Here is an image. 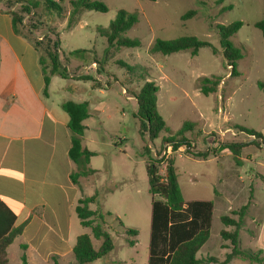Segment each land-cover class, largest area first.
I'll return each instance as SVG.
<instances>
[{
    "label": "rangeland",
    "instance_id": "obj_1",
    "mask_svg": "<svg viewBox=\"0 0 264 264\" xmlns=\"http://www.w3.org/2000/svg\"><path fill=\"white\" fill-rule=\"evenodd\" d=\"M51 1L63 8L61 15L47 0H3L2 4L5 9L16 11H23L27 6L30 13H24V21L32 28L34 37L54 40L49 31H55L60 35L59 54L64 63L65 58L68 59L69 71L75 79L85 66L92 65L93 69L86 72L98 80L95 86L104 89L103 95L100 90L95 92L94 103L97 112L103 110V113L94 115L90 122H98V119L104 122L103 128L93 130L92 134L99 141L106 140L110 147L90 146L98 153L92 158L91 167L99 172L96 186L101 188L100 196L103 197L100 199L102 206H92V209H98L106 216L105 227L114 239L115 249L107 257L90 264H147L152 196L143 155L145 144L140 135L141 123L135 117L138 105L133 97L145 81L129 78L118 62L142 67L146 80L160 87L158 109L171 134L181 130L185 123L194 124L192 132L187 134L191 148L185 147L181 156L176 153L173 157L179 186L187 203H217L221 197L218 191L222 170L215 157L221 152L220 129L238 124L264 131V123H261L264 92L258 87L264 80V38L254 26L264 18V0H95L106 5L108 12L81 11L71 29H67V23L73 0ZM30 2L38 3V8L29 6ZM120 10L137 13L138 23L124 37L139 40L141 45L132 49L113 48L104 55L108 43L97 28H107ZM191 10L196 11V16L184 21L183 16ZM238 21L244 26L233 42L243 48L244 58L237 64L238 75L226 78L232 70L225 65L218 27ZM190 36L209 43L218 53L214 54L211 47L201 48L198 56H192L189 51L167 56L149 52L156 40ZM77 51L81 52L75 53ZM94 61H100L101 66ZM203 77L224 80L216 93L205 96L199 90V80ZM68 84L71 86L72 82ZM219 95L223 97L224 114L218 111ZM77 96L90 97L86 92H79ZM162 139L163 135L151 143L146 138L152 154H161L160 158L166 149ZM249 140L250 136L238 132V137L228 135L225 142ZM197 153L208 154V158L193 156ZM165 166H162V174H165ZM238 168L245 187H249L254 166L245 162ZM261 173L264 174V170ZM221 198L222 202L228 201ZM221 211L216 207L212 225L209 246L214 257L221 255L217 245L218 230L223 227L219 220ZM108 212L112 216H108ZM122 226L138 231L134 247L128 245V236ZM87 231L92 236L90 229ZM93 243L98 249L102 242L93 238ZM204 252L199 253L200 258ZM17 255L18 247H13L12 264H23L17 260Z\"/></svg>",
    "mask_w": 264,
    "mask_h": 264
},
{
    "label": "crops",
    "instance_id": "obj_2",
    "mask_svg": "<svg viewBox=\"0 0 264 264\" xmlns=\"http://www.w3.org/2000/svg\"><path fill=\"white\" fill-rule=\"evenodd\" d=\"M10 12L0 3V204L14 216L12 226H24V229L8 248V259L12 264L11 250L18 247L17 260L20 261L25 254L28 264H77L73 249L78 237L88 231L82 226L76 207L81 199L92 197L101 188L96 186L98 175L94 180L82 179L79 185H74L71 180L76 168L69 157L70 119L61 106L67 101L89 103L90 117L84 122L83 145L97 155L90 146L110 147L106 140L99 141L92 134L93 130L103 128L104 122L99 119L90 122L94 115L103 113V110L97 112L94 103L97 99L95 92L100 90L103 95L104 89H94L91 82L78 81L73 75L67 80L56 76L51 80L48 96L44 97L40 55L30 41L15 34ZM92 67L85 66L77 77L92 76L86 72ZM228 77L231 78V73L226 75ZM68 82L72 85L69 86ZM79 92H86L90 97L77 96ZM235 125L238 124L220 129L222 144L233 143L225 142L228 135L238 137V132L241 134ZM249 130L262 137L235 142L248 144L237 160L229 150L221 151L215 157L222 170L218 195L228 201L222 202L220 197L219 202H214V213L216 207L222 209L221 221V217L247 206L240 231V247L264 253V174L261 173L264 170V131L263 128ZM245 162L254 166L249 187H245L238 168ZM92 206L97 205L90 206L95 211ZM224 228H219L217 237L220 257L211 255L212 226L211 237L200 250L206 251L205 255L200 258L199 252L198 260L217 258L224 261L230 251L229 243L220 236ZM21 246H26V250L22 251ZM229 264L250 263L235 259Z\"/></svg>",
    "mask_w": 264,
    "mask_h": 264
},
{
    "label": "trees",
    "instance_id": "obj_3",
    "mask_svg": "<svg viewBox=\"0 0 264 264\" xmlns=\"http://www.w3.org/2000/svg\"><path fill=\"white\" fill-rule=\"evenodd\" d=\"M47 1L49 6L55 9L58 15H61L63 8L51 0ZM2 2L3 0H0V3ZM28 5L32 8H38L39 6L38 3L33 4L31 2ZM71 5L72 11L69 15L67 29L75 26V20L81 11L108 12L106 5L95 0H73ZM228 8L230 9L231 7ZM10 11L15 34L30 41L40 55L39 63L45 82L43 95L47 97L48 88L53 77L58 76L67 80L72 79L71 76L73 75L68 68V59L65 58L64 61L66 63H64L59 54L60 35L55 31H49L54 40L49 37L41 38V40L40 38H35L32 28L28 27L24 21V13H30V9L25 6L23 11ZM195 16L196 11L191 10L183 16V20L186 21ZM138 21L137 13L120 10L107 28L98 27L97 32L102 37H105L108 43V48L105 50L104 55H107L109 50L113 48L132 49L139 47L141 45L139 40H131L124 37V34L128 33ZM243 26L244 23L238 21L227 26L218 27L225 65L232 68L231 77L237 75V64L244 58L243 48L233 42V38ZM254 26L262 33L264 38V18L255 23ZM203 47H211L214 54L218 53V50L209 43L201 42L192 36L169 41L156 40L150 47L149 52L152 54L161 53L167 56L189 51L192 56H198L200 49ZM80 52L77 51L75 53ZM94 63L101 66L100 61H94ZM118 65L126 69L128 77L132 80L145 81L140 91L134 93L133 97L138 105L135 117L141 123L140 135L145 144L143 155L147 161L149 193L152 196L148 264H203L205 262L229 264L235 259L246 261L250 264H263L264 253L262 251L255 253L240 247V231L247 206L238 212H233L231 215L221 217V223L225 228L221 230L220 236L222 240L229 243L228 248L230 250L226 254L224 261L220 262L217 258L197 259V254L211 237L214 202L192 201L187 203L183 198L173 163L174 154L180 147L191 148L187 134L192 132L194 124L185 123L181 130L171 134L158 109L160 87L155 82L146 80L142 67L131 66L123 61H119ZM99 72L102 73L103 70L100 69ZM76 80L91 82L94 89L99 88V86H95L98 80L92 76L82 75L77 77ZM222 80L220 77H203L199 80V90L205 96L214 94L218 91ZM258 87L264 92V80L258 83ZM61 107L70 119L68 125L71 133L69 157L76 168L71 174V180L74 185H79L82 179L94 180L97 178L98 172L93 170L90 164L96 153L83 145V136L86 130L84 122L90 117V105L87 102L76 103L67 101ZM234 128L250 137H262L261 134L242 126L235 125ZM162 135L163 144L168 143L173 146L174 153L168 159L160 158L161 154L153 155L146 140L147 138L152 143ZM247 145L246 143H223L220 145V150H229L233 154L234 159L237 160V156ZM193 156L203 159L208 158V154L202 153H197ZM163 165H166L165 174L161 173ZM100 195L98 191L92 197L81 199L76 207V213L82 226L89 228L92 233V236L83 234L77 239L73 249L77 264L93 263L107 257L114 251V239L105 227L106 216L98 209L93 211L90 208L91 205H100ZM108 216H112V214L108 212ZM118 221L120 222L119 219ZM13 223L14 216L12 213L3 204H0V264H10L7 250L15 239L22 234L24 229V226L14 228L12 226ZM122 227L124 233L128 236V245L134 247L138 231ZM92 237L102 242L99 249L94 247ZM21 249L25 251L26 246H21ZM21 261L23 264H28L25 254L21 256Z\"/></svg>",
    "mask_w": 264,
    "mask_h": 264
},
{
    "label": "built area",
    "instance_id": "obj_4",
    "mask_svg": "<svg viewBox=\"0 0 264 264\" xmlns=\"http://www.w3.org/2000/svg\"><path fill=\"white\" fill-rule=\"evenodd\" d=\"M40 40H41V38H40ZM228 69L231 70L232 68L230 66H228ZM219 100H220V107H219V110H218L219 114H224V103H223V97L221 95H219ZM185 147L186 146L180 147L175 153L182 154L183 150L185 149ZM165 148L166 149L163 152V157L168 159L174 153L173 146L171 144L166 143Z\"/></svg>",
    "mask_w": 264,
    "mask_h": 264
}]
</instances>
